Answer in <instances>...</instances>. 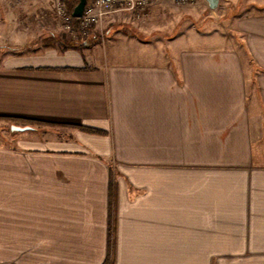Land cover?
<instances>
[{
	"label": "crops",
	"instance_id": "0c3cea01",
	"mask_svg": "<svg viewBox=\"0 0 264 264\" xmlns=\"http://www.w3.org/2000/svg\"><path fill=\"white\" fill-rule=\"evenodd\" d=\"M30 1L0 0V264H264V0H165L166 50L112 60L24 50Z\"/></svg>",
	"mask_w": 264,
	"mask_h": 264
},
{
	"label": "rangeland",
	"instance_id": "374dc122",
	"mask_svg": "<svg viewBox=\"0 0 264 264\" xmlns=\"http://www.w3.org/2000/svg\"><path fill=\"white\" fill-rule=\"evenodd\" d=\"M56 0H44L43 3L36 2V0H31L30 3L24 4L22 10L16 13V16L21 20H25L28 28H23L27 32V35L24 38H28V43L23 47L24 50L30 51L33 48H42L49 46H57L60 48L65 47H92V51L95 53L107 54L109 60L114 59L118 54H124L128 57L132 53H159L156 51L166 50V44L164 41L160 44L159 41H155V37L159 36L155 32L151 35H147L144 32L138 30L141 25H146L150 21H154L155 24L161 27H166L171 31L179 32L180 23H177L179 16L189 12L184 8H172L165 7L161 5L165 3L159 1L158 3L149 4L143 8L135 9L133 11L126 12H116L108 15L103 19V21L96 26L91 27L87 32L80 33L72 30L67 27L62 20H60L54 13V4ZM199 1L195 3L187 4L183 6L194 7ZM16 6V1H13ZM65 4V3H64ZM158 4L157 7L154 5ZM12 6V4H11ZM154 6V7H152ZM182 5H180L181 7ZM149 7L151 9L150 13L153 11L155 18L150 19L148 16ZM197 7V6H195ZM195 9V8H194ZM200 12V10H199ZM203 14L202 12H200ZM204 15H206L204 13ZM203 15V16H204ZM203 18V17H202ZM195 26H198L200 23L195 21ZM156 26V25H155ZM155 30H160L156 29ZM168 30V31H169ZM4 40V39H3ZM144 40V42H142ZM162 47V50H161ZM123 58H125L123 56ZM37 127H44L43 125L37 124L33 125ZM7 125L5 131H7ZM4 135V136H3ZM8 139L5 138L3 133L0 136V141L6 142Z\"/></svg>",
	"mask_w": 264,
	"mask_h": 264
},
{
	"label": "built area",
	"instance_id": "2783aa9c",
	"mask_svg": "<svg viewBox=\"0 0 264 264\" xmlns=\"http://www.w3.org/2000/svg\"><path fill=\"white\" fill-rule=\"evenodd\" d=\"M163 0H92L84 4L82 13L78 21V29L85 33L91 27L101 23L105 17L116 12L133 11L143 8L154 2ZM177 5H187L195 3L197 0H169ZM54 13L62 22L69 27L71 16L66 9L63 0H56L54 4Z\"/></svg>",
	"mask_w": 264,
	"mask_h": 264
},
{
	"label": "trees",
	"instance_id": "16d2710c",
	"mask_svg": "<svg viewBox=\"0 0 264 264\" xmlns=\"http://www.w3.org/2000/svg\"><path fill=\"white\" fill-rule=\"evenodd\" d=\"M92 0H86V3H88V2H91ZM63 2L65 3V6H66V9H67V12L70 14V15H72L71 13H72V10H73V8H74V6L77 4V2H78V0H63ZM78 21H79V19L78 18H75V17H73V16H71V23H70V28L72 29V30H74V31H76V32H78V33H80V31L78 30ZM2 118H6V117H2ZM29 122V124L32 126V125H34V124H40V123H38V122H34V121H28ZM92 132H94V133H102V132H100V131H92ZM109 187H110V189H109V191L111 190V183H110V185H109ZM112 202H111V200L109 199V226H108V228H109V231L111 232L112 231V229L114 228V225H113V218H112V204H111ZM103 264H111V260L109 259V257L108 258H106V260L104 261V263Z\"/></svg>",
	"mask_w": 264,
	"mask_h": 264
},
{
	"label": "water",
	"instance_id": "95a60500",
	"mask_svg": "<svg viewBox=\"0 0 264 264\" xmlns=\"http://www.w3.org/2000/svg\"><path fill=\"white\" fill-rule=\"evenodd\" d=\"M85 2L86 0H78L77 4L74 6L72 13H71L73 17L75 18L80 17ZM206 2L208 3V6L210 8H214L217 4V0H206ZM30 128L31 126H28V125H25V126L11 125L10 126V129L14 131H23V130H27Z\"/></svg>",
	"mask_w": 264,
	"mask_h": 264
}]
</instances>
